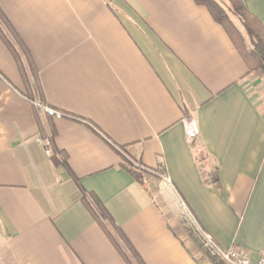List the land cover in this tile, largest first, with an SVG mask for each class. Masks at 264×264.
<instances>
[{"label":"crops","instance_id":"1","mask_svg":"<svg viewBox=\"0 0 264 264\" xmlns=\"http://www.w3.org/2000/svg\"><path fill=\"white\" fill-rule=\"evenodd\" d=\"M241 2L264 28V0ZM0 12L39 89L0 37V264H128L122 238L144 264H213L187 234L189 220L220 247L258 258L264 75H246L206 8L0 0ZM185 120L197 127L193 144ZM38 138L52 141L51 158Z\"/></svg>","mask_w":264,"mask_h":264},{"label":"trees","instance_id":"2","mask_svg":"<svg viewBox=\"0 0 264 264\" xmlns=\"http://www.w3.org/2000/svg\"><path fill=\"white\" fill-rule=\"evenodd\" d=\"M193 1L196 5L206 8L212 19L223 28V30L231 40L234 48L241 56L244 64L246 65V75H250L256 71L264 69V28L260 21L246 10L241 0ZM0 37L14 57L21 74L25 79L26 84L29 85V80H32L33 82H35L38 89L35 66L32 62L29 52L22 44L16 33L13 31L12 27L8 23L7 19L1 12ZM129 172L135 177V179L139 180L143 173V168L140 165L136 164L129 170ZM89 197L91 199V202L100 210L99 217L104 220H109V217L107 213L102 209L100 202L93 195H90ZM83 201L89 208L92 215L98 220L99 217L91 208L89 201H87V199L85 198H83ZM187 234L190 236L199 250L205 253L210 260L215 261V259L210 257L208 253H206L202 249L196 235L189 227H187ZM122 242L127 251V255L123 254V256L128 264H144L128 244L127 240L122 238ZM130 259H133V262Z\"/></svg>","mask_w":264,"mask_h":264},{"label":"built area","instance_id":"3","mask_svg":"<svg viewBox=\"0 0 264 264\" xmlns=\"http://www.w3.org/2000/svg\"><path fill=\"white\" fill-rule=\"evenodd\" d=\"M33 104L39 113L45 114L48 117L59 119L63 116L61 113L42 105L39 102H33ZM183 127L186 140L189 144H193L198 136V130L195 123L191 120H185ZM37 142L42 146L45 155L48 158H51L53 156V151L52 141L50 140V138H38ZM188 227L196 235L202 249L206 253H208L210 257L222 264H264V248L261 250L256 260H251L248 257L247 253L241 248L234 246L228 249H224L217 245L213 241L211 236L203 232L201 228L194 222V220H189Z\"/></svg>","mask_w":264,"mask_h":264},{"label":"rangeland","instance_id":"4","mask_svg":"<svg viewBox=\"0 0 264 264\" xmlns=\"http://www.w3.org/2000/svg\"><path fill=\"white\" fill-rule=\"evenodd\" d=\"M216 1H219V0H216ZM260 72H261L260 75H264V69H263V70H260ZM179 214H180L181 216L183 215V217H184V212H183L182 210L179 211ZM177 228H178V227H177ZM183 229L185 230V228H183ZM177 231L180 232V233L183 232L180 228H178ZM183 233H184V232H183ZM183 233H182V234H183ZM210 261H211L213 264H221L220 262H218V261H216V260H215V261L210 260Z\"/></svg>","mask_w":264,"mask_h":264}]
</instances>
